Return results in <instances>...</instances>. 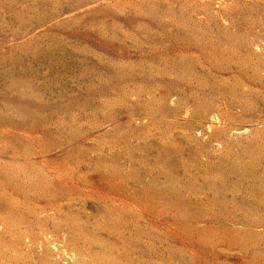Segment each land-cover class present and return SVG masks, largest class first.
Here are the masks:
<instances>
[{
  "label": "rangeland",
  "instance_id": "rangeland-1",
  "mask_svg": "<svg viewBox=\"0 0 264 264\" xmlns=\"http://www.w3.org/2000/svg\"><path fill=\"white\" fill-rule=\"evenodd\" d=\"M0 264H264V0H0Z\"/></svg>",
  "mask_w": 264,
  "mask_h": 264
}]
</instances>
